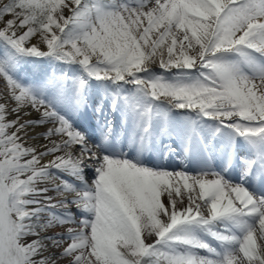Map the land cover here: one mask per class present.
I'll list each match as a JSON object with an SVG mask.
<instances>
[{
	"label": "snow or ice",
	"instance_id": "1",
	"mask_svg": "<svg viewBox=\"0 0 264 264\" xmlns=\"http://www.w3.org/2000/svg\"><path fill=\"white\" fill-rule=\"evenodd\" d=\"M0 85V264H264V0H0Z\"/></svg>",
	"mask_w": 264,
	"mask_h": 264
},
{
	"label": "bare ground",
	"instance_id": "2",
	"mask_svg": "<svg viewBox=\"0 0 264 264\" xmlns=\"http://www.w3.org/2000/svg\"><path fill=\"white\" fill-rule=\"evenodd\" d=\"M2 87V86H1ZM107 115H109V118L110 119H115L116 117H112V115L110 113H107ZM78 119V122L80 123L81 127L88 130L90 133L92 132L91 129L89 128V123H92V124H95V127L97 129V120L100 119L99 117H94L91 113V110L88 111V113L86 115H84L83 117H76ZM43 129L42 128H37L35 131L36 132H40L42 131ZM29 144H34V143H41V141H34V140H31L29 139L27 141ZM179 163H182V162H179ZM176 161L174 160H171L169 162L170 166H176L177 164ZM233 176H235V171L232 173ZM91 176V173H89V177ZM49 195H52V196H56V193H49ZM55 203V200L53 201ZM57 231H59V229H57ZM52 234V233H51Z\"/></svg>",
	"mask_w": 264,
	"mask_h": 264
},
{
	"label": "rangeland",
	"instance_id": "3",
	"mask_svg": "<svg viewBox=\"0 0 264 264\" xmlns=\"http://www.w3.org/2000/svg\"><path fill=\"white\" fill-rule=\"evenodd\" d=\"M45 67H47V63L45 62V65H44ZM50 71L52 70V69H49ZM2 85H0V87H1ZM49 235H51V232H49Z\"/></svg>",
	"mask_w": 264,
	"mask_h": 264
}]
</instances>
